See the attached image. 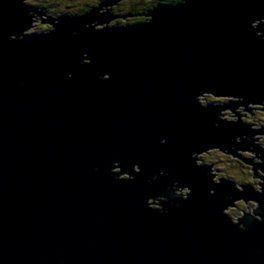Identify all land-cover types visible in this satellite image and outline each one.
<instances>
[{
    "label": "water",
    "instance_id": "95a60500",
    "mask_svg": "<svg viewBox=\"0 0 264 264\" xmlns=\"http://www.w3.org/2000/svg\"><path fill=\"white\" fill-rule=\"evenodd\" d=\"M120 1L48 19L0 0V264H264V127L236 111L264 110V0L161 3L107 26L132 16H111ZM33 12L53 28L26 32ZM249 145L261 191L197 163L212 148L257 157ZM234 196L262 219L240 227Z\"/></svg>",
    "mask_w": 264,
    "mask_h": 264
},
{
    "label": "rangeland",
    "instance_id": "374dc122",
    "mask_svg": "<svg viewBox=\"0 0 264 264\" xmlns=\"http://www.w3.org/2000/svg\"><path fill=\"white\" fill-rule=\"evenodd\" d=\"M29 4L34 5V6H38L41 9H43V11L47 12L48 14H53L54 17H59L56 16V14H54L55 12L59 15L61 12L59 11H66L69 10L72 11V13H78L76 11H79L80 8L83 7L84 3L89 1L90 3H95L96 0H26ZM130 0H122L120 2H128ZM119 2V3H120ZM102 3V1L100 2ZM99 3V4H100ZM52 4L53 7H52ZM128 5L127 4H123ZM115 4L112 5L110 7V14L113 17L116 16H122V15H126L128 13H131L128 9L129 7H121L119 11H116L115 8ZM57 7V8H56ZM95 7V6H94ZM93 7V8H94ZM45 8V9H44ZM40 9V10H41ZM89 10L81 13V14H76V15H83L85 13H87ZM101 12H103L101 10ZM61 16V15H60ZM132 17V16H131ZM129 16L125 17V18H131ZM43 18H47L46 16H43ZM115 20V23L113 25H117V21L118 20H122L121 17L118 18H114L110 23H113ZM123 24H125L126 22H130V21H121ZM33 24H35V26H33V28H31L30 30H27L26 32H34L37 30V27H41L43 28L44 26H46L45 23H41V20L38 19V17H36V22H34ZM111 25V26H113ZM103 25H96L97 28L101 27L102 28ZM220 99L224 100L226 102L230 101L232 98L231 97H219ZM216 98L214 96H201L200 98H198V100L202 103V104H207V103H222V101ZM218 99V100H216ZM229 99V100H228ZM257 105L251 104L250 108H254ZM261 106V105H260ZM257 108V107H256ZM237 111H239L240 114L242 115H248L251 116V114L248 112H243L239 110V107L236 109ZM258 111V113L256 114V116L252 118H249L248 116H241L240 119L243 120L244 122L248 121L249 123L253 122H257L258 124L256 126H251L253 129H259L261 127L264 126V121L261 120V118H264V114L259 113L260 109H256ZM231 110H227L224 111L223 113H230ZM247 113V114H245ZM222 116V115H221ZM224 119H228V120H236L237 117H233V116H229V115H223L222 116ZM254 138H259L258 139V144L261 145L264 148V134H255ZM240 140V139H239ZM212 150V149H211ZM208 151V152H203L201 154H198V158H197V163L199 165L204 164V165H210L213 164L211 167L212 173H214L213 176V181L214 182H219V178H224V179H230L233 180L236 184L235 186L238 188H242L241 184H251L255 190L261 191V187L259 185V183H262L263 180L261 178H254L252 177V166L251 164L247 165L246 163L242 162L241 159L234 157L232 154L229 153H224L227 151H221L220 149H215L214 151ZM237 153L240 154V156H249L250 158L254 159V162H261L260 158L255 157V154L245 150H237ZM259 154V153H258ZM237 159V160H236ZM206 163V164H205ZM113 172H118V168H113L112 169ZM257 172L261 173L264 175V172H262L260 169H257ZM121 177L119 178H129V174H121ZM187 192H189V189L186 190ZM185 191V192H186ZM148 202L151 203L153 202V199H148ZM151 207L154 206L156 208L160 207L159 204H149ZM235 206H228L227 208H225V211L227 212V214L230 215L231 218H233V221L237 222L238 218H240L244 213L241 211L243 210L244 212H248L250 214H253V209L256 207L257 205V201L254 200H249L248 202L245 203V201L243 199H239L237 201H235Z\"/></svg>",
    "mask_w": 264,
    "mask_h": 264
},
{
    "label": "flooded vegetation",
    "instance_id": "af4514ba",
    "mask_svg": "<svg viewBox=\"0 0 264 264\" xmlns=\"http://www.w3.org/2000/svg\"><path fill=\"white\" fill-rule=\"evenodd\" d=\"M104 0H102V2H103ZM152 1H155V0H152ZM101 1H99V0H96L95 1V3H90L89 1H87V2H85L84 3V5H83V7L82 8H80V10L79 11H76V12H78V13H72V11H70L69 12V10H66V11H59V12H61L59 15L55 12L54 14H56V16H59L60 17V15L62 16V15H65V14H68V15H76V14H81V13H83V11H86L88 8L89 9H91V8H93L94 6L95 7H97L98 5H99V3H100ZM167 1H165L164 3H166ZM128 3V5H123V4H127ZM169 3V2H168ZM178 3V2H177ZM101 4V3H100ZM159 4H161V3H159ZM53 5L54 4H52V7H53ZM157 5V4H156ZM92 6V7H91ZM129 7V11H130V9H131V4H130V1H128V2H120V3H118L116 6H115V10L116 11H119L120 10V8L121 7ZM36 8H37V11L38 12H43L44 14H46L47 15V18L48 19H54V18H56V17H54L53 16V14H48L47 12H45V11H43V9H41L40 7H38V6H35ZM123 7V8H124ZM57 8V7H56ZM41 9V10H40ZM45 9V8H44ZM38 12H36L37 14H39ZM120 12H121V10H120ZM131 12V11H130ZM33 14V17H32V20H33V22H32V24L34 23V22H36V17L37 16H35V13L33 12L32 13ZM129 14H131L132 16H134V18H132V19H130V20H128V21H130V22H126L125 24H129V23H134V22H136V21H142V20H146L147 18H146V16H145V14H143L141 17H144L143 19H140V20H136V15H134V14H132V13H129ZM52 15V16H51ZM126 17V16H125ZM39 19V18H38ZM48 19H45V22H43L42 20H41V22L42 23H45L46 24V26H44L43 28H41V27H37V30L36 31H34V32H46V31H49L50 29H52L53 28V23L52 22H49V20ZM122 20H118L117 21V24H123L121 21H127L124 17H122L121 18ZM34 26H35V24H33ZM217 98V97H216ZM220 99V98H219ZM216 100H218V99H216ZM221 101H222V103H224L225 101L224 100H222V99H220ZM222 103H220V104H222ZM218 104V103H217ZM258 109H260V112L259 113H262V110H261V106L260 105H258V106H256ZM256 107H254V108H250L249 109V113H251L253 116H252V119H253V117L254 116H256V114L258 113L257 112V110H256ZM239 110L241 111V107H239ZM237 111V110H236ZM232 113H230V115H231ZM245 114H247V113H245ZM262 114H264V113H262ZM243 116V115H242ZM245 116H248V115H245ZM240 117H241V115H240ZM248 117H251V116H248ZM236 118V117H235ZM255 120V119H254ZM254 120H253V122H251V123H249L248 121H246V123H248L249 125H250V127L252 126H256L258 123L257 122H254ZM261 120H263L264 121V118H261ZM251 127V128H252ZM253 129V128H252ZM262 129V128H261ZM257 130H259V129H257ZM255 146V148H253V147H251V145H249V146H247L246 147V149H248V150H255L256 149V145H254ZM259 147V149H261V150H263L264 148L261 146V145H259L258 146ZM256 151H257V149H256ZM259 154H257V157H259V158H261V160H262V153L261 152H259V151H257ZM242 162H245L247 165L250 163L251 165H253L254 167H255V165L257 164V163H260V162H254V159H252V158H250L249 156H244V157H242ZM247 162H249V163H247ZM206 164V163H205ZM249 164V165H250ZM253 171V170H252ZM256 172V174H257V170L255 171ZM255 174V175H256ZM212 175H214V173H212ZM235 183V182H234ZM236 184V183H235ZM175 185H176V183H174L173 184V190H174V192H175ZM244 185H246V184H241V186H244ZM250 187H252V189L254 190V191H258V190H255L254 189V187L250 184L249 185ZM242 189V188H241ZM176 193V192H175ZM188 193V192H187ZM179 195H181V196H183L182 194H179ZM187 195H185V196H183V198H185ZM160 198H161V201H163L165 198L163 197V196H159ZM162 197H163V199H162ZM250 198V197H249ZM239 199H243V198H240L239 196H234V197H232V202H231V204L233 205V204H235V201H237V200H239ZM248 199V198H247ZM244 201H246L245 199H243ZM250 200H252L251 198H250ZM160 206H161V204H160ZM257 206V205H256ZM260 210V209H259ZM262 212L263 211H259V215H257L255 218L256 219H258V220H261L262 219ZM246 213L247 212H245V214H243L241 217H245V215H246ZM250 215V214H249ZM252 216V215H251ZM240 217V218H241ZM240 218H238V221L236 222V223H239V225H240V227H243L244 226V224L243 223H240Z\"/></svg>",
    "mask_w": 264,
    "mask_h": 264
},
{
    "label": "trees",
    "instance_id": "16d2710c",
    "mask_svg": "<svg viewBox=\"0 0 264 264\" xmlns=\"http://www.w3.org/2000/svg\"><path fill=\"white\" fill-rule=\"evenodd\" d=\"M99 1H102V0H99ZM165 1H167L166 3H168V2L169 3H177V2H181L182 0H155V1H152V0H130V4H131L130 11L132 14L136 15L135 16L136 20H140V19L144 18L141 16L143 14H145L146 12H148L152 7H154L156 4L164 3ZM83 12H85V11H83ZM129 17H131V16H129ZM132 18H134V16H132L131 18H126V20H130Z\"/></svg>",
    "mask_w": 264,
    "mask_h": 264
},
{
    "label": "bare ground",
    "instance_id": "6f19581e",
    "mask_svg": "<svg viewBox=\"0 0 264 264\" xmlns=\"http://www.w3.org/2000/svg\"><path fill=\"white\" fill-rule=\"evenodd\" d=\"M101 8H106L105 6H102ZM108 8H110V6H107V9ZM100 10H102V11H106V9H100ZM35 16H37L38 18H40V16H38V15H36V13H35ZM43 16L44 15H41V18H43ZM52 16V15H51ZM56 18H58V17H56ZM126 19V18H125ZM113 20V19H112ZM111 20V21H112ZM110 21V22H111ZM33 22V21H32ZM57 21L56 20H54V23H56ZM108 23L107 22V26L108 25H113V23H115V20H114V22L113 23ZM95 23H96V21H94V23H91V25H95ZM105 26H106V23H103ZM33 24H32V26L29 28V30L31 29V28H33ZM95 28H96V25L94 26ZM204 94V96H213L212 95V93H203ZM219 97H231L234 101H236V100H242L241 98H239V97H233V96H219ZM219 97H217V98H219ZM231 99V100H232ZM229 100V99H228ZM222 104H224V103H222ZM259 105H261V104H259ZM238 107H241V111H243V109H244V106H238ZM263 107V105H261V108ZM229 108H227V109H224L223 111H221V113H223L224 111H227ZM243 112H247V111H243ZM258 112V111H257ZM262 112L264 113V110H262ZM248 113V112H247ZM231 115H234V113H232ZM221 116V115H220ZM233 117H237V116H233ZM221 118H223L222 116H221ZM264 127V126H263ZM264 139V138H263ZM215 149H219V148H212V150L211 151H214ZM210 151V150H209ZM197 158H198V156H197ZM237 160V159H236ZM245 163V162H244ZM252 166V165H251ZM115 168H118V171H120V167H115ZM135 171H137L139 168H137V166H135L134 168H133ZM252 169V168H251ZM257 169H260V168H257ZM256 169V170H257ZM259 173V172H258ZM124 174H127V173H124ZM259 174H261V173H259ZM261 175H263V174H261ZM119 177H121L120 175H119ZM187 187H183L182 189H181V187H178V190H175V192H176V194H187ZM186 191V192H185ZM183 196H185V195H183ZM182 196V197H183ZM249 200H247V202H248ZM154 202H159L157 199H154ZM153 208H156V207H154V206H152ZM250 215H252V216H254L255 214L253 213V214H250ZM257 215H255V217H256Z\"/></svg>",
    "mask_w": 264,
    "mask_h": 264
}]
</instances>
